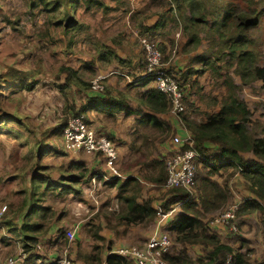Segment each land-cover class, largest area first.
I'll return each instance as SVG.
<instances>
[{
    "label": "rangeland",
    "instance_id": "374dc122",
    "mask_svg": "<svg viewBox=\"0 0 264 264\" xmlns=\"http://www.w3.org/2000/svg\"><path fill=\"white\" fill-rule=\"evenodd\" d=\"M99 1L109 10H104L102 6L87 8L83 1H80L75 11V19L79 24L78 29L65 33L62 28L55 29L48 25L45 5L40 0H36V7L32 8V12L30 9L33 0H0V74L6 72L10 67L18 70L40 69L45 73L43 83L50 85L42 84L33 92L25 95L15 92L17 87H11L9 83L5 84L2 89L0 87V91L3 93L0 97L3 114L10 117L18 114L23 119L27 118V122L37 129L38 136L45 130L47 134H51L58 119L62 117L65 103L62 94L51 85L54 82H65L64 74L60 79L58 78V71L63 66L78 71L86 80L106 79V83L117 91H128L127 93L132 98L131 106L135 108L134 99L141 90L138 88L128 90L127 85L132 82L133 77L141 75L145 68L140 69L137 66V69H124L116 61H112L108 65L101 64L97 61V49L101 45L110 46L119 57L137 65L141 58L144 59L143 40L155 48L160 45L166 47L165 55L168 58L162 62L166 68L172 69V73L179 79L178 85H181L179 90L183 94V111L180 112L181 114L179 113L180 115L200 123L205 119L206 114L218 110L219 100L224 93L221 79L213 77L211 70L204 67L203 62L191 61L195 56L211 57L209 52H214V50L207 49L208 43L203 41L199 49L183 52L182 46L185 39L182 36V27L176 16L177 13L170 10L174 4L173 0H120L119 3H115L113 0ZM259 9L264 10V0L259 5ZM158 22H162V25L155 31L152 30L149 34L139 33V25L150 27L155 26ZM150 36L155 37L154 44L150 43ZM247 36L262 51L259 64L264 67V25L249 30ZM161 56L163 57L162 53ZM216 64L222 65L221 62ZM85 68L95 70V76L91 77ZM231 70L229 69L227 72L232 75L237 85H241L240 80L232 74ZM187 71L189 75L184 83L181 74H185ZM262 86L263 83L260 81L249 86L244 85L241 87L240 97L252 111V120L264 127V88ZM77 90V88L73 90V97L76 105L80 106L82 95L77 93ZM96 94L101 93L94 90L89 92V96ZM171 107L170 105L168 116H157L163 119L168 117L173 125L177 124L186 131L180 122L178 112H171ZM124 114V112L112 114L110 111L93 110L85 117L88 119L89 126L96 133L112 137V144L116 152L113 169L119 175L137 176L142 186L140 199L152 198L153 206L160 212L159 207L164 202L169 189L165 187L166 182L162 187L146 182L144 164L152 159L164 161L173 153L178 152L180 148L177 149L172 145L173 138L178 134L175 131L166 138L164 143H159L155 129L150 125L139 124L136 116L126 117ZM18 115L16 116L19 117ZM9 125L22 130V127L16 124ZM4 132L8 133L9 129L7 128ZM22 132L25 133V130L23 129ZM2 136H0V142L3 145H0V177L8 179L12 176L9 173L15 172L12 168L14 160L9 156L10 154L18 156L21 150L9 138H6V141H1V138H5ZM33 137L30 135V142H33ZM47 139L52 140L50 146L62 148L60 138L48 136ZM19 162L22 163V161ZM76 162L84 164L89 173L91 171L99 172L103 164L99 159L88 158L83 153L76 155L68 152L66 156L49 155L45 159V163L49 165L51 171H54L51 173L55 179L60 177L61 170L70 172ZM164 168L166 172L165 165ZM140 169L142 173H140ZM30 171L32 170L26 169L25 174L21 175L23 179H9L0 182V207L7 205L9 211L5 216L12 215L10 204L16 206L22 202L23 196L17 194L18 191L26 189L28 196L31 195L33 188L30 182ZM148 171L151 172L149 169ZM220 175L221 177L213 176L211 179L217 181L221 186L225 183L231 197L219 210L207 215L205 219L207 224L214 218H220L228 208L243 202L250 196L246 191L244 180L237 171L222 172ZM78 183L82 191L80 195L70 193L68 196H62L49 191L42 194V189L39 190V204L43 207H52L55 213V216L48 219L51 220L49 232L40 237V244L36 252L43 262L48 263L50 259L63 255L67 244H64L65 240L59 242V230L63 229L64 232H67L72 227H77L78 230L76 242L74 241L68 249V255L74 259L79 253L83 254L82 251L86 254L90 253L92 246L95 245H103L105 249L107 246H111L112 250L120 246L143 248L148 239L152 237L159 222L160 232H165L169 238L168 252L177 253L180 249V246L174 242L173 234L166 228L168 220L180 212L178 206H174L172 211H169L168 218L161 219L162 214H159L149 224L124 227L117 225L116 217L121 212V207L116 199L117 188L104 185L97 179L95 182L91 180L88 185L82 180ZM25 213L19 214V217H15L13 222L21 226ZM43 224L46 227L48 221H43ZM233 225L235 230H231L227 226H218L210 230L220 237L222 243L229 245L234 250H240L242 253H247L250 250L247 255L248 264H264V213L255 211L249 215L240 216L237 212ZM91 227H99V235L105 239V242H98L91 237ZM45 231L46 228L43 232ZM2 236L9 239L10 243H2ZM105 236L109 239H106ZM106 253L107 251L104 250L103 256ZM187 253L196 259L202 254V250L197 246H188ZM22 255L23 249L0 224V264H8L10 258ZM128 261L134 264L131 259ZM79 262L82 261L79 260Z\"/></svg>",
    "mask_w": 264,
    "mask_h": 264
},
{
    "label": "trees",
    "instance_id": "16d2710c",
    "mask_svg": "<svg viewBox=\"0 0 264 264\" xmlns=\"http://www.w3.org/2000/svg\"><path fill=\"white\" fill-rule=\"evenodd\" d=\"M40 1L45 5L48 25L55 29L62 28L65 33L78 29L79 24L75 19V11L80 1H83L87 8L102 6L104 10H109L99 0ZM113 1L120 2V0ZM173 2V7L170 10L177 13L176 16L182 27V36L185 39L182 46L183 52L199 49L202 42L206 41L207 49L214 50V52H209L211 57L195 56L191 61L203 62L204 67L211 70L213 77L221 79V87L224 89L219 100L218 110L206 114L202 122H194L180 115L181 113L179 114L180 122L193 137L194 149L201 158L196 162L195 182L191 187L193 190L169 189L164 202L159 207V212L153 206L152 198L140 199L142 186L140 180L135 176H127L123 179L121 177L112 178L106 171H91L89 173L84 164L76 162L72 167V170L75 169L74 171L67 172L60 169V177L56 179L52 177L53 173L51 172L54 171H51L49 165L45 163L46 157L49 155L66 156L68 152L63 146L60 147L61 149L50 146L52 140L47 137L61 139L72 117L81 114L85 116L93 110L110 111L112 114L124 112L127 117L140 116L137 120L138 123L150 125L155 129L159 143H164L166 138L175 132L166 119L157 116L170 113L169 99L152 85L153 78L150 75L144 76V71L141 72V75L133 77L132 82L127 85L128 90L134 88L141 90L134 99L136 106L132 108V98L127 93L128 91H117L106 83V79H101L103 90L98 92L101 94L89 96L93 79L86 80L78 71L63 66L58 71V78L60 79L64 74L65 82H54L51 85L62 94L65 100L62 117L58 119L51 134H47L45 130L38 136L37 129L27 122V118L23 119L18 114L12 117L7 116V114H3V108L0 106V136L9 138L21 150L18 156L15 154L9 156L14 160L11 163L15 172L9 173L12 176L8 179L0 177V182L9 179H23L21 175L25 174L26 169L32 170L30 171V182L33 188L31 195L28 196L26 189L18 191L17 194L23 196L22 202L16 206L10 204L12 215L0 219V224L13 236V239L18 242L27 255L24 264H37L41 260L36 253L40 237L49 232L51 220L48 219L55 216L52 207H43L39 204L40 188L42 194L49 191L62 196H68L70 193L80 195L82 191L78 182L82 180L88 185L92 178L102 181L104 185L117 188L116 199L121 207V212L116 217L117 225L124 227L146 225L153 222L158 213L167 214L174 206L179 207L180 212L169 221L166 228L173 234L174 242L180 246V249L177 253L172 252L165 256L164 259L167 263L224 264L226 258L232 256L235 264H248L247 255L250 250L247 253H242L240 250H234L229 245L222 243L220 237L210 230L205 219L207 215L219 210L231 197L225 183L221 186L217 181L211 179L213 176L221 177L222 172L228 171H237L244 180L246 191L253 197V199L246 198L243 201L238 213L248 214L255 211L264 213V127L252 120V111L240 97L241 87L244 85L249 86L260 81L264 88V67L259 64L262 51L247 36L249 30L264 25V10L259 9L262 0H173ZM36 3V0L31 2V12L32 8L36 7ZM161 25L162 22L150 27L139 25V33L149 34ZM149 40L154 44L155 37L150 36ZM157 49L163 55L162 61H166L168 58L165 55L166 47L160 45ZM97 52V61L101 64L108 65L112 61H116L124 69H137V66L140 69L145 68L144 59L141 58L137 65H133L132 62L119 57L110 46L101 45ZM94 59L96 60L95 57ZM217 62H221L222 65H217ZM229 69H232V74L238 77L241 85L234 82L232 75L227 72ZM85 70L90 73L91 77L95 76L96 72L92 68L89 70L85 68ZM166 70L178 83L179 79L172 73V69L166 68ZM44 74V70L40 69L18 70L10 67L6 72L0 74V87L2 89L5 84L9 83L11 87H17L15 92L25 95L33 92L42 84L49 85L43 83ZM187 75H189L188 71L181 74L184 83L187 81ZM75 88L78 89L77 93L82 95L80 106L74 102L73 90ZM1 95L3 93L0 91V97ZM8 123L21 126L25 133L19 130V127L14 128ZM7 128L9 132L5 133ZM30 135L34 136L33 142L29 140ZM0 145L3 146L1 142ZM185 148L182 146L180 150ZM244 155L251 157H244ZM164 161L152 159L144 164L146 182L153 183L157 187H162L165 184ZM148 169L151 170L150 173ZM156 171L158 172L156 173ZM85 176L87 177L83 178ZM26 209H28L27 212ZM7 212L9 213V211ZM23 213H25L23 223L18 226L13 222V219ZM43 221H48L46 227ZM45 228L46 231L43 232ZM59 231V240H65L67 243L66 232L63 229ZM90 231L94 240L105 242V239L99 235V227H91ZM1 240L2 243H10L5 236H2ZM108 244L110 243L108 242ZM188 246L200 247L202 254L193 259L187 253ZM104 250L107 251L106 259H103ZM111 251V246H107L105 249L103 245H95L92 246L90 253H79L75 260H81L84 264H132L125 257Z\"/></svg>",
    "mask_w": 264,
    "mask_h": 264
},
{
    "label": "built area",
    "instance_id": "2783aa9c",
    "mask_svg": "<svg viewBox=\"0 0 264 264\" xmlns=\"http://www.w3.org/2000/svg\"><path fill=\"white\" fill-rule=\"evenodd\" d=\"M144 76L150 75L152 85L161 93L165 94L171 104V112L183 111V94L179 90L177 81L168 74L166 66L162 62V56L160 51L144 40ZM101 78H96L92 81V90L95 92H102L103 86L100 82ZM61 142L63 148L73 154L84 152L88 156L100 155L105 163L106 173L112 178L120 177V175L113 169V165L116 161V152L112 144V141L106 135H100L96 133L86 121V117L81 114L79 116L72 117L69 120L68 126L65 128L63 135L61 136ZM172 145L179 149L182 146L186 148L184 150H178L173 153L168 159L165 160L166 166V184L167 189L182 188L190 190L195 182L196 175V162L201 159L193 146V137L188 131H185L182 135H176L172 140ZM105 179H108L105 177ZM95 182V178H92ZM240 208V202L234 204L223 213L220 218L212 219L209 222L210 228H216L218 226L229 227L231 230H235L233 222L235 220L236 213ZM8 211V206L4 205L0 207V219L5 217ZM160 213H158L159 215ZM161 215V214H160ZM170 214H162L161 219H165ZM160 222L156 225L152 237L148 239L143 248L138 247H122L117 249L114 253L127 260L131 259L134 264H169L164 259L169 248V238L165 232H160ZM77 227H72L66 232L67 247L64 250L63 255L58 258L50 259L47 262H43L41 259L37 264H84L71 258L68 255V249L77 238ZM60 243L62 240H59ZM27 259V255L23 251L22 256H16L9 259L8 264H24ZM224 264H235L234 258L228 256Z\"/></svg>",
    "mask_w": 264,
    "mask_h": 264
},
{
    "label": "crops",
    "instance_id": "0c3cea01",
    "mask_svg": "<svg viewBox=\"0 0 264 264\" xmlns=\"http://www.w3.org/2000/svg\"><path fill=\"white\" fill-rule=\"evenodd\" d=\"M186 58V57H185ZM102 79V78H101ZM125 116V115H124ZM132 116H136V115H132ZM168 116V115H167ZM127 117V116H126ZM139 117L140 116H136V118H137V120L139 119ZM168 122H169V124H170V126H171V128L174 130V131H176V133L178 134V135H182L185 131L183 130V128H180L177 124L176 125H173L172 124V122L171 121H169L168 120V117H166L165 118ZM106 136H107V134H105ZM3 137V136H2ZM111 141H112V137L111 136H107ZM2 140L1 141H6V138H1ZM11 141V140H10ZM12 143H14L13 141H11ZM68 152V151H67ZM69 153H71V152H69ZM80 154L81 153H83V155H86L84 152H79ZM79 153H75L76 155L77 154H79ZM88 158H95V159H99V161H100V163H101V161H102V165H101V169H100V171L102 172V171H105L106 169V167H105V163H104V160H103V158L100 156V155H95V156H88V155H86ZM96 156H99V157H96ZM117 165V164H116ZM140 173H142V170L140 169ZM127 176H133V175H131V174H128V175H121L120 174V177L121 178H123V179H125ZM135 176V175H134ZM135 177H137V176H135ZM100 182V181H99ZM250 195V194H249ZM248 199H253V197H252V195H250L249 196V198ZM242 203L243 202H240V206L242 205ZM171 212V211H170ZM169 213V212H168ZM253 213V212H252ZM250 213H248V214H246V213H238V215H240V216H243V215H249ZM169 217V216H168ZM168 217H166V218H168ZM172 220V219H171ZM171 220H168V221H171ZM169 222H167L166 224H168ZM159 229L161 230V228L159 227ZM77 237H78V235H77ZM106 237V239H109L107 236H105ZM60 242V241H59ZM79 242L81 243V241L79 240ZM244 242V241H243ZM245 244H246V242H245ZM117 248V247H116ZM116 248H114V250H112L111 252L113 253V251H116L117 249H119V248H122V246H120V247H118L117 249ZM74 253V252H73ZM82 253L83 254H86L85 252H83L82 251ZM73 255H75V253L73 254ZM106 256H107V253H106V255L105 256H103V259H106Z\"/></svg>",
    "mask_w": 264,
    "mask_h": 264
}]
</instances>
